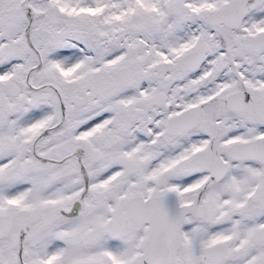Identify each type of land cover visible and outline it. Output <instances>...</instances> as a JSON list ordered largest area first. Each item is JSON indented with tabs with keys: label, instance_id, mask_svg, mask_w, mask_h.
Segmentation results:
<instances>
[{
	"label": "snow or ice",
	"instance_id": "6c2138e0",
	"mask_svg": "<svg viewBox=\"0 0 264 264\" xmlns=\"http://www.w3.org/2000/svg\"><path fill=\"white\" fill-rule=\"evenodd\" d=\"M0 264H264V0H0Z\"/></svg>",
	"mask_w": 264,
	"mask_h": 264
}]
</instances>
